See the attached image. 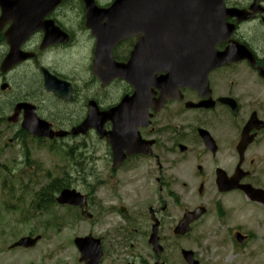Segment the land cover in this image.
I'll list each match as a JSON object with an SVG mask.
<instances>
[{"label": "flooded vegetation", "instance_id": "flooded-vegetation-1", "mask_svg": "<svg viewBox=\"0 0 264 264\" xmlns=\"http://www.w3.org/2000/svg\"><path fill=\"white\" fill-rule=\"evenodd\" d=\"M94 1L102 7L110 3ZM224 2L227 8L252 12V0ZM65 9L80 11L81 29L89 43L90 63L86 66L92 69L97 38L86 27L84 3L60 0L42 21L52 22L55 37L65 33L67 39L43 46L46 33L37 28L21 44L22 51L31 57L11 72L0 73V82L7 83L12 72L32 66L37 72L30 77L40 84V67L55 71L42 65L41 59L50 49L68 47L76 38L74 29L64 21L68 23L71 16ZM258 9L246 19L224 17L233 31L215 48L224 51L233 41L239 50L233 60L208 70L205 80L195 72L172 73L187 69L188 65L181 63L170 62L156 69V83L151 84V77L145 80L146 90L134 100L133 110L138 113L134 128L110 129V122H105V130L55 139H71L77 141L76 148L83 146V151L77 149L73 155L72 176L75 182L86 184L82 187L91 215L86 220L91 228L88 234L101 246L98 264H186L181 255L184 248L193 251L199 264L264 261V203L252 200L239 187L264 190V0H259ZM1 19L0 7V47H4L0 60L8 51L4 34L11 26ZM137 38L130 36L112 47L116 62L130 59ZM91 76L95 90L82 98L77 81L72 79L71 101L48 93L47 97L66 107L78 99L82 103L76 120L49 114L45 119L53 129L70 130L82 121L89 100L107 111L123 97L137 94L134 84L123 79L103 85ZM108 98L113 99L106 102ZM36 107L41 112L40 105ZM85 151L92 155H85ZM97 165L99 169L87 177L83 169ZM199 210L203 212L189 223L188 232L175 231L185 214L194 215ZM74 211L81 213L78 207ZM152 236L161 250L149 243ZM31 264L84 263L76 258L74 262L55 259Z\"/></svg>", "mask_w": 264, "mask_h": 264}, {"label": "rangeland", "instance_id": "rangeland-1", "mask_svg": "<svg viewBox=\"0 0 264 264\" xmlns=\"http://www.w3.org/2000/svg\"><path fill=\"white\" fill-rule=\"evenodd\" d=\"M104 1L107 0H101V2ZM65 11L68 12L66 9ZM68 13L71 14L69 21L68 23L67 20L64 21L67 25L70 24L69 26L76 32L75 40L68 47L50 49L41 59V63L54 69L57 73L60 72L65 79L77 81L78 89L81 92L79 96L82 98L84 93L88 92L89 94L95 90L96 82L91 77L90 68L86 66L87 63L88 65L90 63L89 43L87 35L81 29L80 11H69ZM3 50L0 47V55ZM33 72L36 73L37 71L31 66L29 70L23 68V71L16 70L10 74L7 80L9 89L0 90V118L11 113L10 109L14 102L27 98L32 99L34 104L40 105L43 115L51 113L55 114L54 116L67 117L69 121L76 120L80 113L79 106L82 105L80 99L77 100V105L73 104L69 107L64 106L63 103H56L51 97H47L43 90L38 87L40 84H37V81L30 77ZM113 98H108L106 102ZM17 129L18 125H10L6 120L0 122V264H31L36 261H51L55 258L73 262L72 253L63 248V243L67 239L65 236L62 239L60 235L73 236L88 232L91 230L89 223L79 221L75 211L67 207L61 208L58 205H54L55 218L58 224L54 228L50 225H43V221L46 220L43 214L39 217L30 218L29 221L24 220L23 216L34 191L39 190L38 188L45 185L52 177H58L62 171L65 170L70 173L68 164L66 163L64 166V150L72 146L75 147L76 143L71 139L55 140L54 142L44 140L38 143L27 137L25 146L29 150L32 164L25 167L22 164L21 145L15 143L7 146L5 143L9 138H12ZM51 146L56 148L62 146V149L57 154L49 151ZM77 149L83 151V146ZM84 154L92 155L88 151H85ZM100 154L101 151L97 156L99 157ZM97 168L99 169L98 165ZM8 172L12 173V177L11 175L8 177L6 186H12L9 189H4L2 178L7 177ZM71 186L83 190L80 183H74ZM17 198L20 200L17 201ZM7 203L14 204L16 209L7 207ZM30 231L33 235L39 234L42 237V241L35 248H31V250L8 249L13 241L19 239V236L28 235ZM67 246L74 249L71 243H67ZM261 263L264 264V261L262 260Z\"/></svg>", "mask_w": 264, "mask_h": 264}, {"label": "water", "instance_id": "water-1", "mask_svg": "<svg viewBox=\"0 0 264 264\" xmlns=\"http://www.w3.org/2000/svg\"><path fill=\"white\" fill-rule=\"evenodd\" d=\"M60 0H2L1 7L3 11V16H11L13 26L10 29V32L6 35L7 42L10 47L8 55L5 57V60L1 63L0 70L5 71L9 69L15 63L23 60L25 56L21 55L19 52V45L24 36L22 32L24 31H33L35 28H42L45 30L46 38L45 41L51 42L54 40L61 39V37H55L51 29V21H42L46 13H48L54 5L57 4ZM86 3V8L89 13H92L94 6L92 0H84ZM167 3L169 4L168 9L174 10L173 15L176 14L179 16V22L173 18L172 23L167 26L168 33L174 35L176 40L180 41V46L182 56L189 55V44L193 43L192 49L198 57L197 63L199 66L203 64L214 63L216 52L212 50H207L208 46L213 48L214 42L216 41L217 36L222 32V29L218 26L219 18L223 13V2L222 0H143L140 3L132 4L127 0H116L114 2V12L125 13V10L133 9L137 12L140 11L141 6L144 7L147 12V18L149 12L152 10H160V4ZM164 10V9H161ZM163 16V15H162ZM164 17V16H163ZM185 17V19H184ZM165 18V17H164ZM189 19V25L187 20ZM87 25H90L92 31L96 33L98 37V51L95 53V62L93 67V73L96 74L99 79L103 81V84L107 83L113 77H129L132 72L127 66L121 64L116 65L111 61V55L105 50V39L108 36L107 33L103 31L102 26L98 23L92 25L91 20L87 22ZM93 26V27H92ZM31 28V29H29ZM94 28V30H93ZM114 34L116 37H123L125 31L120 28V26L113 27ZM22 36V37H21ZM212 41L211 43H209ZM103 52H102V51ZM187 50V51H186ZM231 50L228 51V53ZM225 54V53H224ZM159 57L150 54L149 63H146L149 66H155L158 64ZM200 69L199 67L196 68ZM45 88L46 90H52L58 96L64 95L68 90V85L63 81H57L51 75H45ZM4 87V86H3ZM13 115L10 117V121H15L17 118L18 112L23 109L24 123L22 124L23 128H27L31 134L37 136H46L53 137L54 135L62 136L61 132H53L52 129L44 122L40 120L34 114V107L28 103L16 104ZM118 108L113 109L109 113L99 112L96 104L91 102L89 106L88 116L85 120L75 127L72 130V134L82 132L85 133L86 130L90 127L98 130H104V122L106 120H111L112 129H122L129 127L132 121V114L121 112L119 113ZM56 200L59 203L73 204L77 205L80 203V195L75 192V190L64 189ZM91 238V237H90ZM90 238H78L76 244L80 247L83 258H90L92 261L95 260L96 255V246L92 244ZM37 238L30 237H21L18 242L14 243L13 246H25L31 247ZM90 264L93 262H89Z\"/></svg>", "mask_w": 264, "mask_h": 264}, {"label": "trees", "instance_id": "trees-1", "mask_svg": "<svg viewBox=\"0 0 264 264\" xmlns=\"http://www.w3.org/2000/svg\"><path fill=\"white\" fill-rule=\"evenodd\" d=\"M65 180H53L52 183L48 184L45 187L40 188L37 192H35V197L38 198V201L41 203V200L47 201V204H53L52 195L54 192L61 190L64 186H66ZM50 198V200H49ZM37 201H34L36 203Z\"/></svg>", "mask_w": 264, "mask_h": 264}]
</instances>
